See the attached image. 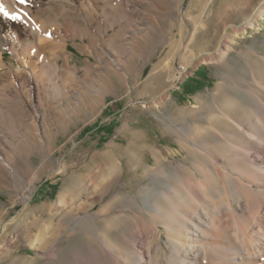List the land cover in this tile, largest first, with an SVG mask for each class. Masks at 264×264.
I'll use <instances>...</instances> for the list:
<instances>
[{
    "label": "rangeland",
    "instance_id": "1",
    "mask_svg": "<svg viewBox=\"0 0 264 264\" xmlns=\"http://www.w3.org/2000/svg\"><path fill=\"white\" fill-rule=\"evenodd\" d=\"M51 1L27 4L36 9ZM262 1L108 4L116 13L96 31H85L83 16L72 15L79 26L57 39L63 47L39 66L38 81L30 77V58L2 35L16 30L33 39L30 29L0 15V227L14 218L0 234V264L67 263L99 235L116 248L117 234L127 224L121 214L151 221L155 204H166L162 190L180 174L200 175L195 164L202 158L187 135L204 129L208 117L216 115L217 130H203L194 140L222 151L221 134L229 129L219 117L222 111L230 102L235 118L245 120L253 111V70L264 79V15L228 44L223 60L214 48L222 33L231 37ZM70 18H60L63 26ZM203 51L217 60L197 57L196 65L171 83L174 67ZM157 160L162 173L153 171ZM108 180L112 188L91 193L93 181ZM57 228L60 236H70L59 241L53 258L45 255L41 241L46 230Z\"/></svg>",
    "mask_w": 264,
    "mask_h": 264
},
{
    "label": "bare ground",
    "instance_id": "2",
    "mask_svg": "<svg viewBox=\"0 0 264 264\" xmlns=\"http://www.w3.org/2000/svg\"><path fill=\"white\" fill-rule=\"evenodd\" d=\"M134 1L85 0L75 5L67 0H52L43 7L33 9L27 3H18V0H0L9 13L4 16H18L17 20L30 29L33 39L22 37L16 30L2 35L6 42L15 46L19 55L30 58V77L37 80L39 66L54 60L56 48L63 47L58 40L70 33L71 27L74 29V26H79L78 22L73 24L72 15L75 18L83 16L82 28L85 31L89 27L96 31L103 26L105 19L110 18V13L115 12L108 4L120 5ZM262 15L264 0L242 25L234 29L235 33L231 37H226V32L219 36L214 48L219 61L226 55L228 44L230 46L241 32L246 33L248 28H254L256 18ZM92 16L96 19L94 25L90 20ZM60 18H70L71 22L67 27L63 26ZM33 54L36 58L32 60ZM197 57L201 61L212 57L217 60L209 51L185 56L184 62L171 72V83L181 80L196 65ZM252 73L255 84L251 85L257 98L248 118L243 120L231 115L234 102L229 103L227 111L221 110L223 115L219 117L229 127L226 134H221L224 138L222 151L206 141H195L200 139L203 130L208 133L217 130L214 123L216 115L208 117V125L204 129H197L191 133L192 137L187 135L194 142L190 145L192 151L202 158V163L197 161L198 164H195L200 175L194 172L180 174L174 184L162 190L166 204H155L151 221L142 220L139 216L126 218L121 214L122 220L128 225L125 223L124 231L117 234L118 247L110 245L101 235L94 236L93 241L88 239L92 243L89 250L75 253L73 259L62 264H264V79L257 76L254 70ZM217 94L212 92L214 96ZM178 128L183 129L180 126ZM153 169L162 173L158 160ZM111 186L109 180L106 184L93 181L91 193L109 190ZM113 201L116 199L111 200L108 207H112ZM58 204H63L62 197H59ZM91 206L88 205V208ZM111 207L104 211V215H109ZM13 219L2 223L0 234ZM57 229L50 232L46 230L41 241L46 248L45 255L53 258H57L55 249L59 241L70 236V233L60 236L62 230ZM163 233H166L167 240H164ZM126 250L133 254L136 261H132L124 252Z\"/></svg>",
    "mask_w": 264,
    "mask_h": 264
},
{
    "label": "snow or ice",
    "instance_id": "3",
    "mask_svg": "<svg viewBox=\"0 0 264 264\" xmlns=\"http://www.w3.org/2000/svg\"><path fill=\"white\" fill-rule=\"evenodd\" d=\"M18 3L25 4V3H27V0H18ZM0 13H2L5 16H8L9 15V13L5 9V6L2 3H0ZM25 15H26V13H25ZM11 18L12 19H17L18 16L13 15Z\"/></svg>",
    "mask_w": 264,
    "mask_h": 264
}]
</instances>
